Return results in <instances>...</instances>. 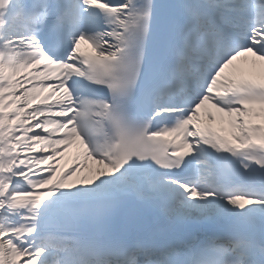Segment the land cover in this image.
Masks as SVG:
<instances>
[{
	"label": "snow or ice",
	"instance_id": "6c2138e0",
	"mask_svg": "<svg viewBox=\"0 0 264 264\" xmlns=\"http://www.w3.org/2000/svg\"><path fill=\"white\" fill-rule=\"evenodd\" d=\"M0 264H264V0H0Z\"/></svg>",
	"mask_w": 264,
	"mask_h": 264
},
{
	"label": "bare ground",
	"instance_id": "6f19581e",
	"mask_svg": "<svg viewBox=\"0 0 264 264\" xmlns=\"http://www.w3.org/2000/svg\"><path fill=\"white\" fill-rule=\"evenodd\" d=\"M245 58H241V61L238 62L239 66H244ZM259 74V70L256 71ZM76 156V148L75 146L71 149L66 155L63 161H61V167L70 166Z\"/></svg>",
	"mask_w": 264,
	"mask_h": 264
}]
</instances>
